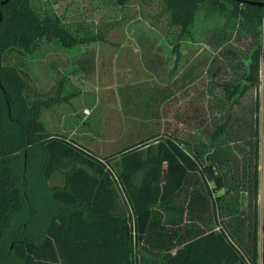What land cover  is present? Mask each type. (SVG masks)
<instances>
[{"label":"trees","instance_id":"16d2710c","mask_svg":"<svg viewBox=\"0 0 264 264\" xmlns=\"http://www.w3.org/2000/svg\"><path fill=\"white\" fill-rule=\"evenodd\" d=\"M129 1L89 3L96 11ZM138 1L160 5L159 14L176 36L170 41L176 56L199 7L226 12L231 28L246 31L253 43L243 58L227 52L240 77L223 83L221 94L236 101L256 90L260 63L264 71V7L235 0ZM82 25L77 20L80 32ZM69 27L38 0H0V264H264V179L259 217L256 150L253 166L234 163L230 173L227 162L214 154L203 160L200 151L174 136L155 135L100 160L73 140L48 135L37 115L41 102L29 99L24 59L42 38L71 47L77 34ZM103 38L97 32L87 39ZM84 41L80 34L78 42ZM223 127L215 136L223 134ZM212 149L216 155L219 149ZM31 159L34 191L33 179L28 181ZM66 162L78 167L66 171ZM55 172L63 176V185L46 188ZM243 193L245 209L240 207ZM55 203L58 212L38 223ZM127 207L134 220V247ZM22 213L21 231L14 225L10 229L9 221ZM7 243L15 245L12 252L4 250Z\"/></svg>","mask_w":264,"mask_h":264},{"label":"rangeland","instance_id":"374dc122","mask_svg":"<svg viewBox=\"0 0 264 264\" xmlns=\"http://www.w3.org/2000/svg\"><path fill=\"white\" fill-rule=\"evenodd\" d=\"M38 1L50 5L77 34V42L68 48L57 38H42L24 59L29 99L41 102L37 115L48 135L73 140L100 160L155 135L174 136L200 151L203 160L214 154L227 162L230 173L235 172L234 163L238 168L253 166L256 150L259 215L264 179L262 64L256 90H247L236 101L221 94L223 83L239 82L240 77L227 52L245 57L253 43L250 34L235 32L226 12L199 7L176 56L170 45L176 36L156 1L130 0L122 7L103 5L96 11L89 0ZM77 20L83 23L81 32ZM97 32L104 34L103 41H88ZM220 127L223 134L215 136ZM212 148L219 149L216 155ZM31 153L35 156L37 150ZM71 163L66 162L64 170L78 167ZM28 164L34 191L35 160ZM57 177L45 187L62 186L63 176ZM240 200L245 209L244 193ZM59 205L49 206L37 222L47 223ZM23 215L9 221L10 229L14 225L21 231ZM14 247L7 243L4 250L12 252Z\"/></svg>","mask_w":264,"mask_h":264},{"label":"built area","instance_id":"2783aa9c","mask_svg":"<svg viewBox=\"0 0 264 264\" xmlns=\"http://www.w3.org/2000/svg\"><path fill=\"white\" fill-rule=\"evenodd\" d=\"M118 189L119 191H121L120 187L118 186ZM120 196L122 198V194L120 193ZM124 200V197L122 198V201ZM127 213H128V216H129V223H128V227L130 229V235L133 239V247H134V239H135V232H134V220H132V214H131V211L129 209V207H127ZM134 252V251H133Z\"/></svg>","mask_w":264,"mask_h":264},{"label":"crops","instance_id":"0c3cea01","mask_svg":"<svg viewBox=\"0 0 264 264\" xmlns=\"http://www.w3.org/2000/svg\"><path fill=\"white\" fill-rule=\"evenodd\" d=\"M57 175H59V173L58 172H55L49 179H48V181H51V183H52V181H54L55 182V180L56 179H58V177H57ZM47 181V182H48ZM55 186H58V184H54V185H52V188L53 187H55ZM49 188H51V187H49ZM245 206H246V204H245ZM260 209H261V206H260ZM259 217H260V212H259V215H258ZM258 246H259V243H260V238H261V233H260V223H259V226H258Z\"/></svg>","mask_w":264,"mask_h":264},{"label":"water","instance_id":"95a60500","mask_svg":"<svg viewBox=\"0 0 264 264\" xmlns=\"http://www.w3.org/2000/svg\"><path fill=\"white\" fill-rule=\"evenodd\" d=\"M238 1L240 3H245V4H249V5H256V6H261L264 7V1H249V0H235ZM3 2H5V0H3Z\"/></svg>","mask_w":264,"mask_h":264}]
</instances>
